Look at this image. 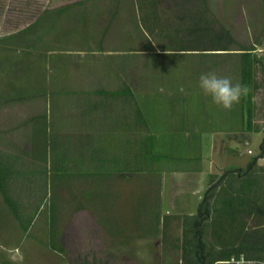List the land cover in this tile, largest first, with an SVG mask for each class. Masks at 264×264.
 Returning <instances> with one entry per match:
<instances>
[{"label":"rangeland","instance_id":"obj_1","mask_svg":"<svg viewBox=\"0 0 264 264\" xmlns=\"http://www.w3.org/2000/svg\"><path fill=\"white\" fill-rule=\"evenodd\" d=\"M60 7H68L66 14L59 13ZM225 30L233 42L228 37L218 42L217 34ZM221 44L229 50H203ZM244 49L251 50V74L245 71ZM52 58L54 69L48 67ZM209 72L246 85L248 94L231 111L223 110L198 86L200 75ZM47 75L65 77L63 85L73 94L49 99L57 105L51 118L59 131L52 133V140L60 145V153L67 142L73 146V137L81 133L91 136L93 145L104 140L90 121L92 130L71 131L87 121L77 114L79 105L97 102L102 122L110 117L117 123L126 118L127 106L122 102H133L134 112L128 109L135 124L133 143L120 150L128 155L134 178L123 182L126 178L114 173L110 179L112 168L121 171L122 165L109 162L100 175L87 174L80 181L70 178L65 184L70 195L54 185L55 197L50 181L44 187L41 175L32 184L22 178H2L0 264L176 263L182 256L179 229L170 228L161 238L158 233L146 234L148 238L141 237L144 231L135 225L149 207L144 172L152 170L155 177L153 168L176 166L177 157L194 155L200 150L196 135L207 133H196L195 128L207 120H213L215 128L246 125L264 131V0H0V88L24 86L25 92L27 85H34L33 78ZM13 77H23L24 82H11ZM86 91L91 94L84 95ZM95 91L100 94L94 95ZM24 102L27 107L11 106L0 115L5 129L0 158L17 157L19 171L33 167L20 158L30 155L29 144L35 137L31 138L30 127L16 125L20 117L24 120L30 112L44 110L48 101L41 95ZM122 106L125 111H118ZM142 113L148 126L142 124ZM250 146L255 149L256 144ZM102 150L113 153L109 146ZM256 151L246 152L245 158L250 160ZM170 156L175 158L171 161ZM78 166L70 164L72 170ZM84 166L90 171L98 168L94 163ZM53 168L58 165L52 164ZM79 187L83 195L75 194ZM2 192L17 201L22 218H16ZM222 221L217 218L211 230L223 233ZM123 224L129 229L117 233Z\"/></svg>","mask_w":264,"mask_h":264},{"label":"crops","instance_id":"obj_2","mask_svg":"<svg viewBox=\"0 0 264 264\" xmlns=\"http://www.w3.org/2000/svg\"><path fill=\"white\" fill-rule=\"evenodd\" d=\"M67 9L68 7H60L59 13L64 15L66 14ZM34 43L35 42H33L32 45H34ZM48 62V67L52 66L53 69L56 68L55 64H53L56 63L53 58ZM67 78L69 79V83L74 82L71 78ZM11 79V82L14 83L22 84L24 82V80H22L23 77H13ZM35 79H32L34 85L32 87L27 85L28 88H25V92L23 89L24 86L19 87V89L12 87L13 85L10 86V88H0V115L7 114V109L11 106L14 108L27 107V105H25L26 102H24L25 100L37 99L41 95L46 97V100L48 101V108L46 107L42 111L38 109L33 114L30 112V116L24 120L23 117H20V122L16 125L22 127L25 126L27 129L30 127V132L32 133L31 138L35 137L29 144V147L31 148L30 155L22 156L20 158L21 163L28 164L30 162L31 166L34 168L32 167L26 171H19L22 170V167L18 165L19 162L17 157L11 159H7V157L4 159L0 158V177H3L5 180H9V178H22L32 184L36 178L41 175L44 187L46 185V180L48 179L50 181L51 193H53L52 187L56 185L59 189L64 188L66 190L65 194L67 193L70 195V193H68L69 190L65 188L66 182H71L70 178H77V180L80 181L81 179H87V174L100 175L105 172L104 166L110 162L112 164L119 163L122 165V168L121 171L119 169L118 171H115L114 168H112V171H110L111 178L108 177V179H113V174L115 173L122 178H126L123 182H126L129 178L131 182L133 180L132 178H134V173L132 172L133 169H129L130 161L128 155L123 156L120 149L128 148L133 143L132 134L135 126L132 119L133 115L131 119H129V111L131 114L134 112L133 102L131 101L130 104L128 103V100L126 102H122V104L127 106L125 109L127 111L126 118L123 117L121 120L117 119V123H112L110 117L108 118V122H102V112L100 109L97 111L99 107L97 102L92 103V106H87L86 103L81 106L79 105V109L81 110L77 114L79 116H83L82 119L87 121L84 122L86 124H79L76 129H72L71 131L86 132L92 130L94 127L93 130L101 132V136L104 140L100 138L99 144L93 145L91 143L92 139H90L91 136H84L81 135V133L77 136H72L74 138V140H72V142H74L73 146L72 144H68L66 141V146H62L63 152L60 153V145H55L52 140V137L55 136L52 133L59 131L54 127L55 120L51 118L54 116L53 108L57 107V105L55 103L51 105V101L49 103V99L53 98V96L54 98H59L61 96L65 97L73 94H71V92L64 87L65 82L61 79H65V77L58 79L55 75H47L45 78H39L38 80ZM26 82L28 81L26 80ZM0 83H2L1 78ZM56 85L59 89H56ZM56 90H58L57 94H55ZM63 93H66V95ZM87 94H91V92L86 91L84 93V95ZM99 94L100 93L96 92L94 95ZM127 95L128 94H126V96ZM123 96H125V94ZM70 97L68 99H71ZM89 97L91 96H88V98ZM61 102L64 104V99ZM65 106L67 108V103ZM125 110L122 106L118 111L124 112ZM142 115L144 116L142 124L148 126L144 123H148L147 119L145 120V114L142 113ZM89 121L92 125H94L93 127L88 125ZM204 123V126L197 125L195 128L196 133L201 131H207V133H204L203 135H196L198 148L200 150H197L194 155L189 154L190 156L182 155L177 157L179 159V163L176 166H166V164L162 165L163 168H153L156 172L155 177L152 176V170L148 173L144 172L145 178L147 176L145 189L147 192L149 207L146 209L147 214L143 220L139 221V223H136L135 225L144 231L141 237H148V235L152 236L151 234L158 233L161 238L163 235L168 236L166 231L170 228L179 229L180 234L178 237L180 238L179 241L182 243L184 216L195 215L198 213L207 191L212 187L213 195L209 198L212 213L214 209L224 212L222 220L225 222H229L228 216H226L227 214H225V212L237 210L239 213V234L237 239H231V234L225 233L219 234V236H221L219 239L217 237L218 235L213 237L211 230V222L213 218L212 214L210 218L206 220L205 239L214 244L212 249L215 254L219 252L218 249L220 248L219 243H216L214 240L216 238L218 241H228L231 245L233 244L232 242H234V245L239 246L240 254L244 253L248 258L264 259V250H247V248H245L246 245L243 248H240L242 244L246 242L248 243L246 240V234L248 231H253L255 234H258L254 235L255 238L260 237L264 233V222L262 223V221H260V218L264 216V156L258 157L261 154L264 131L262 129L246 125L243 127L239 126L238 128H215L216 126L213 120H207ZM17 129L18 128L16 127L15 130ZM4 131L5 129H3L0 125V147L2 145L1 133H4ZM103 131L106 133L105 135ZM191 131H194V129ZM107 133L110 134L108 135ZM105 138H108V140L106 141ZM147 141L146 145L149 148L151 146L149 145L150 140ZM252 144H256L255 149L260 147L258 148V151L251 148L250 145ZM108 146L113 151V153H110L111 155H107L109 153L105 154V151L102 150L103 147L105 148ZM97 147L98 149H96ZM70 149H72V151ZM255 151L256 155L254 157L252 156L250 160L245 158L246 152L247 154L254 155ZM157 158L160 159V162L163 159L159 157V155ZM170 158L172 161L175 157L170 156ZM256 159L257 161L255 164L253 163L251 165V163ZM16 162H18L17 165H15ZM73 162L79 164L75 170L70 168V164ZM88 163H94L98 165V168L90 171L91 168L88 169L84 166ZM52 164H57L58 168H53V170H51ZM250 165L251 168L248 172H246L245 170ZM39 167H41V170ZM236 170H242L243 172L245 171V173H235L233 175L229 174L227 177H222L226 171ZM1 189L2 187L0 186V190ZM75 191V194L83 195L79 192L81 191V187L76 188ZM48 192L49 190H47V196L49 195ZM57 193L59 194L58 190ZM52 196L55 197L54 193ZM123 197H126V195ZM235 199L237 200V203H234ZM247 201H249V203ZM27 204L29 203L27 202ZM22 216L23 214L21 213V218ZM108 227L110 229L112 228L111 226ZM241 227H243V230H241ZM119 229L128 230L129 228L126 224H123L118 227L116 230L117 233L119 232ZM163 229L165 231H163ZM232 257L235 256L233 255Z\"/></svg>","mask_w":264,"mask_h":264},{"label":"trees","instance_id":"obj_3","mask_svg":"<svg viewBox=\"0 0 264 264\" xmlns=\"http://www.w3.org/2000/svg\"><path fill=\"white\" fill-rule=\"evenodd\" d=\"M224 34H223V33ZM219 32L216 36V38H218V42H222L224 40V38L228 37L230 39L231 42L234 41L233 37L230 35V33L228 31H222ZM221 47H210V48H203V50H229V48H227L225 45L221 44ZM194 50H200L199 48H193ZM246 54L244 55V61H245V71L248 74L252 73V63L249 62V56L248 55L251 50L250 49H244ZM264 156V142L262 144V148H261V154L258 157H263ZM257 161L254 160L251 165ZM251 165L248 166V168L245 170L246 172L249 171V169L251 168ZM245 171L243 172L242 170H236V171H226L222 177H227L229 174L233 175V174H238V173H245ZM3 178V177H2ZM0 177V180L2 179ZM6 181V180H5ZM1 184V183H0ZM1 187H3V184L0 185ZM4 193V192H3ZM5 195V200L6 203L9 205L10 208H13L14 213L16 215L17 219L21 218V211H20V207L17 204V201L14 200L12 197L10 198L6 193H4ZM213 195V188L211 187L206 195L204 200L202 201L199 211L197 214L195 215H185L184 216V226H183V241L181 244V250H182V256H181V260L176 262V263H165V264H215V262L218 259H223V258H228V257H232L233 255L235 257H239L240 252H239V246L238 245H234V242H232L233 244L231 245V243H228V241H221V240H217L216 238L214 239L216 241V243H219L220 248L218 249L219 252H217L215 254V252L213 251L212 247L214 246L213 243L208 242L205 239V222L208 218H210L211 214H212V224L213 227H216V219L217 218H223L222 216L224 215V212H222L221 210H216L214 209L213 213L211 211V207H210V202H209V198ZM237 203V200H234V203ZM249 203V201H247ZM225 214H227L226 216H228V221L230 222H225L224 220L220 223L222 224L223 228H220L223 233L221 232H217L215 230L212 229V236L215 237V235L217 233L219 234H231L230 238H238V211L237 210H233L230 212H225ZM231 228V229H228ZM236 228V229H234ZM25 229H28L27 227ZM241 230H243V227H241ZM217 232V233H215ZM51 235L53 236V232L51 233ZM254 235H258L255 234L253 231L250 232L248 231L246 234V240L248 241V243H244L242 244V246H240V248H243L245 245L247 248V250H252V251H259V250H264V233L260 236L255 238ZM54 237V236H53ZM221 238V237H220ZM256 239V241H255ZM259 243H258V241ZM53 242V240H52ZM54 245V246H53ZM52 247H55V244H52ZM215 256V257H214Z\"/></svg>","mask_w":264,"mask_h":264},{"label":"clouds","instance_id":"obj_4","mask_svg":"<svg viewBox=\"0 0 264 264\" xmlns=\"http://www.w3.org/2000/svg\"><path fill=\"white\" fill-rule=\"evenodd\" d=\"M198 86L206 96L211 97L213 104L226 111H231L249 92L246 85L234 84L231 78L217 76L214 72L201 74ZM215 264H264V259H251L241 253L239 257L218 259Z\"/></svg>","mask_w":264,"mask_h":264}]
</instances>
